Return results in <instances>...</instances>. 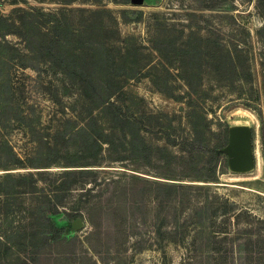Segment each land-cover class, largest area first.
Listing matches in <instances>:
<instances>
[{"label":"rangeland","instance_id":"rangeland-1","mask_svg":"<svg viewBox=\"0 0 264 264\" xmlns=\"http://www.w3.org/2000/svg\"><path fill=\"white\" fill-rule=\"evenodd\" d=\"M12 1L0 12L94 13L80 36L94 88L83 83L106 99L78 142L73 67L39 63L27 20L0 23V264H264V0ZM58 46L55 61L71 59ZM241 115L253 163L235 171L210 132Z\"/></svg>","mask_w":264,"mask_h":264},{"label":"trees","instance_id":"trees-1","mask_svg":"<svg viewBox=\"0 0 264 264\" xmlns=\"http://www.w3.org/2000/svg\"><path fill=\"white\" fill-rule=\"evenodd\" d=\"M23 2V0H20ZM115 3L121 2L118 0H113ZM246 1H251V0H246ZM18 1L14 0L12 1L13 4H16ZM81 2V1H80ZM66 10V13L68 14L66 19L64 21L60 20L58 21V15L61 13V11H54V10H49L47 12L43 11L42 9L40 10H33V13H29L24 11L23 9L19 7H15L10 10V13L8 15H5L0 12V23L6 25L7 27H12L13 26H19L23 27L25 24V20L28 23V25H32L33 28H36L38 30L37 32V40H38V50L40 51V54H42V57H39V63L42 64L43 66H46L47 68H53L54 66L56 67L57 64L58 66H72L73 67V75L77 76V83L80 86L81 91L78 93V103L82 106L78 112H76V118L78 119L79 127L77 128V131L75 132L76 136L79 137L78 142H82L85 137L88 135V127L89 123L91 120V115L96 109L97 106L103 105L105 103L106 97L104 98H98L96 101L92 97L88 96L90 94L88 89L92 90L91 88H94L93 84V77H92V72L90 71V66H91V54L93 52L92 46H84L82 45L81 41L82 38L80 36L82 33H91L90 28H91V22L90 19L92 15L94 14L90 9L88 8H82V7H77V8H69V9H64ZM123 12V10L121 11ZM88 13L90 15H88ZM15 14V16L19 19L18 22L16 20L11 21L10 16ZM84 14H87L89 17L87 18V21L84 18ZM102 16L101 21L105 23L106 19V13H100ZM6 22H13V23H5ZM89 22V23H88ZM13 26H10V25ZM67 32L70 37H67L68 34L63 35L62 38H58V35L56 32ZM55 33L53 37H50ZM19 34V33H18ZM249 34V33H247ZM20 40H25L23 38L22 33L20 34ZM46 38L45 40H43ZM57 39V40H55ZM56 42H59L56 44ZM68 42V43H67ZM237 42V41H236ZM63 43L68 46V50L70 51V56L71 59H59L56 60L54 59L55 56V51L59 49L58 44ZM104 43V42H103ZM239 43H236V45L233 47V57L235 61V68H236V74L239 77V79L242 81L243 84L246 82L249 83V76L244 74L245 70V62L242 61V59L239 58V56L236 54L237 51L241 48L240 45H237ZM51 49H50V48ZM49 48V50H47ZM48 51H50V54L48 55ZM90 57V60L86 59V56ZM71 68V67H70ZM72 69V68H71ZM87 83L90 85L91 88H85L86 86L84 83ZM247 87V94L249 98H252L254 100V89L252 88V85H248ZM241 89V92L239 95L244 93ZM88 92V93H86ZM256 93V91H255ZM256 93V97H257ZM243 104L246 105L247 107L253 109L257 114H259V110L257 107H254L249 101H245V98H243ZM95 107V109H94ZM234 121H240L242 124H236V123H230L228 124L226 121H218L217 122V128L210 132V137L212 141V147L219 149L216 153V158L219 160L220 164L223 166H228V154L225 151V148L229 144V136H230V129L233 130L235 128H249L251 130L252 126V121L249 117H246L244 115H241L240 117L233 118ZM238 123V122H237ZM1 125V124H0ZM91 172L88 170H80L77 172H63L61 174L63 175H79V176H84L86 174H90ZM19 177H25V176H31V173H22L18 174ZM1 178V176H0ZM213 181H216L215 177L213 178ZM2 182V180H1ZM0 182V185H2ZM84 185V184H83ZM181 188H184V186L179 185ZM80 217V213L71 216L73 220L76 218Z\"/></svg>","mask_w":264,"mask_h":264},{"label":"water","instance_id":"water-1","mask_svg":"<svg viewBox=\"0 0 264 264\" xmlns=\"http://www.w3.org/2000/svg\"><path fill=\"white\" fill-rule=\"evenodd\" d=\"M247 133L246 131H232L230 129L229 143L238 147L229 152L228 162L230 170L244 171L252 166L253 156L252 151L246 147ZM229 145V144H228ZM228 147V146H227ZM226 147V148H227ZM225 148V151H226ZM82 224L81 220L76 218L72 222V227L77 229Z\"/></svg>","mask_w":264,"mask_h":264},{"label":"bare ground","instance_id":"bare-ground-1","mask_svg":"<svg viewBox=\"0 0 264 264\" xmlns=\"http://www.w3.org/2000/svg\"><path fill=\"white\" fill-rule=\"evenodd\" d=\"M245 129H243V128H235V129H233L232 131H244ZM257 154V153H256ZM258 155V154H257ZM250 169V168H249Z\"/></svg>","mask_w":264,"mask_h":264}]
</instances>
